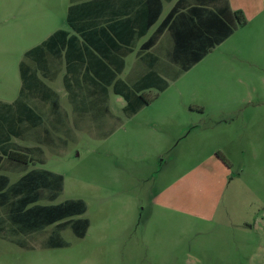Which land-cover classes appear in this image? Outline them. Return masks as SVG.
Masks as SVG:
<instances>
[{"label": "rangeland", "instance_id": "1", "mask_svg": "<svg viewBox=\"0 0 264 264\" xmlns=\"http://www.w3.org/2000/svg\"><path fill=\"white\" fill-rule=\"evenodd\" d=\"M233 2L247 24H237L176 87L149 92L152 103L135 115L111 89L75 108L59 64L57 79L46 80L59 94V109L29 103L45 122L18 124L20 135L12 136L40 151L29 166L4 158L0 174L11 183L32 169L63 175L64 192L40 204L82 199L88 211L81 217L91 227L85 238L65 230L68 245L52 248L46 244L56 226L13 235L4 224L0 264H264V0ZM69 4L0 0L2 113L22 91L25 52L70 30ZM166 49L158 53L172 64Z\"/></svg>", "mask_w": 264, "mask_h": 264}, {"label": "trees", "instance_id": "2", "mask_svg": "<svg viewBox=\"0 0 264 264\" xmlns=\"http://www.w3.org/2000/svg\"><path fill=\"white\" fill-rule=\"evenodd\" d=\"M191 1L193 5L189 0H179L142 47L150 49L168 31L174 42L172 60L182 73L230 38L237 24H247L244 13L232 10L229 0ZM110 4L111 0H86L72 5L68 24L74 33L59 30L24 54L20 65L23 83L20 96L8 105L11 112L0 111V167L4 158L29 166L34 151H40L17 145L12 142V136L20 135L18 124L37 128L45 122V116L29 103L39 110L47 104L59 109L58 95L46 80L57 79L61 63L65 64L64 85L69 102L75 108L81 103L85 106L90 98L100 101L113 87L114 94L127 103L124 111L135 115L152 103L148 90L156 89L160 93L169 87V82L154 70L137 84L119 78L126 66L125 56L131 53L135 41L146 36L160 20L163 0H144L135 16L115 19L105 18L106 6ZM217 156L230 165L223 154L218 152ZM64 189L65 177L45 169H32L15 183H11L9 176L0 174V209L7 211L4 218L0 216V230L5 224L6 234L7 224H11L13 235H27L56 226L46 244L52 248L68 245L61 235L67 229L78 238L85 237L91 225L88 218L81 217L88 211L86 201L40 204L44 200L56 201Z\"/></svg>", "mask_w": 264, "mask_h": 264}, {"label": "crops", "instance_id": "3", "mask_svg": "<svg viewBox=\"0 0 264 264\" xmlns=\"http://www.w3.org/2000/svg\"><path fill=\"white\" fill-rule=\"evenodd\" d=\"M85 1L86 0H70V4H69V6L67 8V24H68V13H69L70 7L72 5H74V4L83 3ZM143 1L144 0H111L110 6H106L107 8L105 10V12H106L105 18H107V19H115L117 17L121 18V16L123 18L135 16L136 12L138 11L139 6L141 5V3ZM178 1L179 0H163V6L164 7H163V13L161 15L160 20L158 21V23L156 25H154L150 29L149 33L146 36H144V37H142L140 39H137L135 41L134 45L132 46L131 53H128V55L125 56L126 66H125V69H124L123 73L120 74L119 78H121V76L126 74L128 79L121 78L122 80L127 81L129 84H137L138 82H140L142 80V78L145 75L148 74V72H150L151 70H154L162 78H164L165 80H167L169 82V87L165 91L160 92L161 94L167 93L170 89H172L173 87H176L180 83V81H181V79H183L184 75H187L191 71L196 69L199 65H201L206 60L208 55L213 53V51H215V49L217 47H220L221 45L225 44L232 37L231 36L226 41H224L222 44H220L217 47H215L202 61H200L191 70H189L188 72H185V73H182L181 70H180V67L177 64H175L173 62V60H172V52H173V49H174V42H173L171 34L168 31H165L159 37V39L157 40V42L155 43L154 46H152L148 50H143L142 49L143 45L154 34V32L157 30V28L159 27L161 22L170 13V11L175 7V5H176V3ZM189 1L190 2H188V3H190V5H193V1H191V0H189ZM229 2H230V6H231L232 10H239L240 9L239 7L234 5L233 0H229ZM97 20H100V17H97ZM68 26H69V24H68ZM69 28H70V26H69ZM59 30H64V29H59ZM59 30H57V31H59ZM57 31H55V32H57ZM65 31L70 32V34L74 33L71 28H70V30H65ZM52 35H50L49 38ZM164 45L167 48L166 51H165L166 58H168V60L173 65H175L178 69L174 68V66H172V64H168L166 62H162L160 54L158 53V50L161 48V46H164ZM130 59H131V64L128 61ZM127 69H129V70L127 71ZM65 74H66V70H65V66H64L63 77H62L63 85H64V76H65ZM50 87L57 93V95H59L58 92L52 86H50ZM64 89H65V92L67 94V99L69 101V95H68V92L66 90L65 85H64ZM110 89L113 91V87L109 88V92H110ZM153 91H157V90L156 89H150V90L147 91V93L149 94V92H153ZM119 97H121V96H119ZM220 163L221 164H219V166L221 165L223 167V169L225 170L226 168H225L224 164H222V162H220ZM90 227H91V225H90ZM90 227H89V229H90ZM89 229H88V231H89ZM87 234H88V232H87ZM85 237H83V238H85Z\"/></svg>", "mask_w": 264, "mask_h": 264}]
</instances>
